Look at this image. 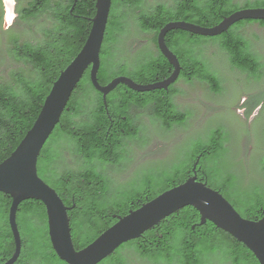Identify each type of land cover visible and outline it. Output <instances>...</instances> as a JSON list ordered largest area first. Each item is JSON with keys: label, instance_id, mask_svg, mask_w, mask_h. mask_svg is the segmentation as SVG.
Wrapping results in <instances>:
<instances>
[{"label": "trees", "instance_id": "16d2710c", "mask_svg": "<svg viewBox=\"0 0 264 264\" xmlns=\"http://www.w3.org/2000/svg\"><path fill=\"white\" fill-rule=\"evenodd\" d=\"M95 3L96 0H62L52 6V0H32L21 12V17L25 20L50 9L57 26L44 44L14 43V52L23 51L18 52V55L33 66L36 76L21 79L17 92L12 88H0V94L9 99L7 105H0V163L10 156L31 128L52 83L85 43L91 28L90 20L95 15ZM141 4L142 0H112L100 50L97 78L101 85L107 84L119 74L126 75L139 84L157 82L170 74V65L157 48V54L144 52L131 68L126 64L117 65L110 61L124 31L125 14L121 12L122 9H131L133 12L140 9L138 28L142 32L153 34L154 45L157 33L168 22L186 21L202 27H212L224 16L239 9L234 0H175L170 6L156 4L149 9L141 8ZM248 7H264V0H246L241 8ZM255 23L264 26V21L243 20L229 28L227 33L216 37H203L181 30L168 32L165 37L168 48L177 56L186 72L193 69L192 73H184L181 78L185 82L196 80L205 83L212 93H220V80L198 54L204 46L218 44L219 49L228 55L233 69L258 80L262 67L260 59L250 50L249 41L239 33L243 27ZM172 90L176 92L173 87ZM136 96L142 97V101L134 102ZM116 99L124 102L117 112L113 106ZM105 101L108 115L113 118L116 115L118 118L128 115L134 104L140 109H150L152 120L159 123L165 131L174 126H184L189 116L187 111L180 112L176 109L172 94H167L164 90L137 93L120 84L106 96ZM107 123L102 96L91 86L87 70L37 161L38 176L56 191L66 206L74 205L68 216L76 250L90 244L114 224L113 216H124L129 210H134L163 191L183 183L197 156L204 149H208L210 153L201 156L198 167L201 168L207 186L218 190L222 182L228 181L232 189L230 195L224 190L218 191L243 218L256 220L255 209L261 206L264 209V187L254 185L243 190L237 187V178L230 171L226 160L228 150L224 147V142L227 135L221 126L209 128L203 137L186 145L181 155L166 169L149 172L140 180L124 187H113L112 181L101 167H122L126 158L119 151L104 149L108 145ZM138 133L139 129H136L134 133L128 134V138L138 139ZM56 147H62L73 154L77 161L74 169L54 175L55 179L63 178L67 181L63 189L50 182L51 176L41 166L43 154L53 153ZM261 165L264 170V161ZM10 202L11 199L0 192V264L10 258L14 251L7 223ZM92 212H99L101 215L95 216ZM103 215L106 219L101 218ZM16 222L24 238H21V253L14 264H66L50 246L45 209L41 202L35 199L22 201L18 207ZM198 223V212L193 207L186 206L146 231L145 239L152 242L154 247L151 262L258 264L253 254L230 234L209 221L203 225ZM127 246L134 247L140 256L146 257V252L136 248L133 241L127 243Z\"/></svg>", "mask_w": 264, "mask_h": 264}, {"label": "water", "instance_id": "95a60500", "mask_svg": "<svg viewBox=\"0 0 264 264\" xmlns=\"http://www.w3.org/2000/svg\"><path fill=\"white\" fill-rule=\"evenodd\" d=\"M111 4L112 0H96L95 15L90 20L91 28L85 43L52 83L31 128L10 156L0 163V192L11 199L7 222L14 243L13 254L3 264H14L20 256L22 241L16 216L19 204L27 199L38 200L44 206L52 250L66 264H98L122 244L140 238L160 221L186 206H191L198 212V225L211 222L242 243L253 254L258 264H264V216L256 220L243 218L218 190L208 187L206 182L197 180L195 168L200 156L192 166L193 176L142 203L138 208L129 210L124 216H118L117 221L90 244L80 250L75 249L68 216L74 205L66 206L56 191L38 176L37 161L84 73L88 70L90 84L101 94L107 110L106 96L120 84L134 92L144 93L154 90L166 91L178 79L181 66L177 56L166 44L165 37L168 32L181 30L193 35L216 37L227 33L237 22L264 21V7H248L224 16L212 27H202L186 21L168 22L157 33L155 43L158 52L172 68L167 78L139 84L127 76L120 75L101 85L97 74Z\"/></svg>", "mask_w": 264, "mask_h": 264}, {"label": "rangeland", "instance_id": "374dc122", "mask_svg": "<svg viewBox=\"0 0 264 264\" xmlns=\"http://www.w3.org/2000/svg\"><path fill=\"white\" fill-rule=\"evenodd\" d=\"M175 0H144L143 9H149L156 4L172 5ZM57 1L52 0V6ZM239 9L246 0H234ZM23 5L20 0L14 7V12L20 14ZM124 31L119 38L117 60L126 62L130 66L145 51L157 54L153 43V34L142 33L137 25L138 12L129 15L125 9ZM1 19L0 9V80L6 83L13 79L17 70L14 68L11 55L14 43H28L31 45L44 44L49 34L56 29L57 22L53 11L45 10L36 18L9 19L5 25ZM239 33L250 43L251 51L257 55L262 65L261 76L258 80L250 78L230 66L228 55L219 49L218 44H208L199 52L204 59H210L214 69L227 73V80L221 81V92L213 96L205 83L204 90L199 91L195 86L180 80L174 88L178 90L176 102L186 108L191 117L184 126H174L165 131L159 123L151 126L145 121L146 134L143 142L135 147L127 162L117 169L113 176V187H124L140 180L149 172L166 169L181 155L186 145L204 135L214 125L223 126L228 135V165L241 180L244 189L260 185L264 187L261 177L264 175L262 161H264V133L261 122L264 119V107L259 108L256 116L248 126L246 120L239 116L235 107L240 108L241 100L245 97H264V26L250 24L239 30ZM12 56V55H11ZM28 69H30L28 67ZM123 75L119 74L118 76ZM126 76V75H123ZM9 79V80H8ZM200 83V82H199ZM195 81L194 85L199 84ZM208 88V90H207ZM190 111V112H189ZM150 116L148 112H145ZM71 168L76 166V158L68 155ZM21 238H24L22 235Z\"/></svg>", "mask_w": 264, "mask_h": 264}, {"label": "flooded vegetation", "instance_id": "af4514ba", "mask_svg": "<svg viewBox=\"0 0 264 264\" xmlns=\"http://www.w3.org/2000/svg\"><path fill=\"white\" fill-rule=\"evenodd\" d=\"M31 1L32 0H20V3L23 5V7L20 11V14H17L14 12V7L17 4V0H0L1 19H2L3 23L5 25H7L8 18H10L12 20H13V18L23 19L21 17V12L23 11V9L27 8L31 4ZM56 1L58 3L62 2V0H56ZM251 1H253V0H251ZM143 3H144V0H142L141 8H143ZM36 5H38V3H36ZM125 10H126V12H128L129 15L133 14V10H131V9H125ZM139 10L140 9H136V12H139ZM36 17H34V18H36ZM142 33H145V32H142ZM146 34H148V33H146ZM22 44H24V43H21L18 45H22ZM117 44H119V43H117ZM116 50H117V48H115V50L113 51V55H112L110 61L114 64H117V65L118 64H126L130 68L144 54V53L141 54L134 61V63L130 66V64H128L126 62H120V60H117V56H116L117 51ZM250 50H251V48H250ZM18 52L22 53L23 51L19 50V51L14 52V45H13V50L11 53L12 56L10 55L8 58L10 60H12L13 66L17 70V72L14 74L13 79L12 80L8 79L9 81H7L6 83H2L0 80V88H12L14 91L17 92L19 90V87H20L21 79H32L36 76L33 66L30 63H28L25 59L21 58L18 55L19 54ZM198 54H199L200 58L205 61L208 69L210 71H212L213 73H215V75L218 77L220 82L221 81L225 82L227 80V73L215 70L210 59H204L201 56V52H198ZM179 63H180V61H179ZM180 66H181V70H180L178 79L173 84H171L165 92L167 94H172V102H173L174 106L176 107V109L180 112H184V111H187V110H185L186 108L181 107V104L176 102V98H177L179 92H178V90H176V92L173 91L172 87L174 88V86L180 80H183L181 78V75H183L184 73L190 74V73H192L193 69L191 68L190 70H188L186 72L181 63H180ZM28 67L30 69H28ZM261 69H262V67H261ZM169 71L170 72L172 71L171 67H170ZM195 81L196 80H190L187 83L190 84L191 86H195V88L198 89L199 91H202L205 89L204 85L201 84V82L199 83L197 81L199 84L194 85ZM170 88H171V90H170ZM208 88H207V90H208ZM209 94L216 96L219 93L215 94V93H212L211 91H209ZM133 100H134V102L139 103L142 101V97L136 96V97H134ZM8 103H9V99L7 98V96L0 94V105H7ZM123 104H124V102H122L119 99H116L114 101V104H113L115 111L117 112L118 107H121ZM239 107L240 108L235 107L234 109L237 110V112L239 113V116L242 119L246 120L248 126H250L251 121L256 116L259 108L264 107V97L254 96V97H250V98L249 97L242 98L241 104ZM106 108H107V106H106ZM105 111L107 114V121H108V123H107V134H109V135H108V138H106L108 140V145H106L104 147V149L106 151H110V152L119 151L126 158L124 161V164H125L127 162V160L129 159L133 149L135 147H137L140 143L143 142V136L147 132V129L145 128V121L148 119L151 126L155 125V122L152 120V117H151V111H150V109H140V108L136 107L135 104L130 109V112L128 113V115H121L119 118L117 115L113 118L111 115H108L107 110H105ZM145 112H148V114H150V116H147L145 114ZM190 117H191V113L189 114L187 120ZM187 120H186V122H187ZM102 124L104 126H106L105 122H103ZM217 127H219L218 124L214 125L212 128H217ZM221 127L225 130V128L223 126H221ZM136 129H139L138 139H134V140L129 139L128 134L134 133L136 131ZM260 129H262V131L264 133V119L261 122ZM226 135H227V133H226ZM203 136H201V137H203ZM106 137H107V135H106ZM228 143H229V138L227 135V139L224 142V147L227 150H228ZM209 153H210V151L208 149H204L203 152L200 155H198L197 157L200 156L199 157V160H200L201 156L208 155ZM69 154L70 153L68 151L64 150L62 147H56L53 153H45V154H43V156L41 158V166L45 170L46 174L51 176L50 182H52L55 186L62 188V189L66 186L67 181H65V179H63V178H61L59 180L55 179L54 175L61 174L64 170L75 168V167L71 168L69 163H68V158H69L68 155ZM228 154H229V150H228ZM228 154H227L226 160H228ZM199 160H198V162H199ZM117 169H120V167L116 168V167L110 166V165H104L103 167H101V170L109 177V179L112 181V184L114 183L113 179H112L113 178L112 174H114ZM232 173L237 178V180H236L237 181V187L240 190H243L244 188L241 185V180L239 179V177L234 172H232ZM263 173H264V170H263ZM195 175H196L197 180H200L202 182H206V179H205L203 173L201 172V168L198 167V163H197L196 168H195ZM190 176H193L192 168H191V171L188 172V177H190ZM261 179L264 181V175L261 177ZM220 189L224 190V192H226L229 195H230V192L232 191V189L228 185V181L222 182L219 185L218 190H220ZM92 213L95 214V216L101 215V213H99V212H92ZM254 215L258 219L263 217L264 216L263 207L261 206V207H258L257 209H255ZM101 218L106 219V216L103 215ZM113 220H114L113 223H115L117 221V217L113 216ZM69 221H70V219H69ZM18 230H19V227H18ZM19 232H20V230H19ZM71 236H72V232H71ZM47 237H48V234H47ZM48 240H49V238H48ZM132 241L135 244L136 248H139L140 250L146 252V254H147L146 257L140 256L134 247H128L127 243L131 242V241H129V242L122 244L110 256H108L107 258H105L104 260L99 262L98 264H116L119 262H121L123 264H153L151 262V256L154 252L153 243L150 241H146L145 234L143 233L140 238H137V239L132 240ZM50 246H51V244H50Z\"/></svg>", "mask_w": 264, "mask_h": 264}]
</instances>
